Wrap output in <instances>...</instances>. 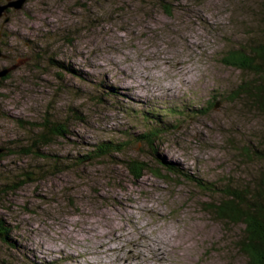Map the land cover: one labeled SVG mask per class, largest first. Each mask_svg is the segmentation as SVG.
I'll return each mask as SVG.
<instances>
[{
  "label": "rangeland",
  "instance_id": "374dc122",
  "mask_svg": "<svg viewBox=\"0 0 264 264\" xmlns=\"http://www.w3.org/2000/svg\"><path fill=\"white\" fill-rule=\"evenodd\" d=\"M258 1L24 0L18 11L10 7L8 30L0 28L8 33L0 37V70L9 69L0 76V142L11 140L13 149L0 155V183L10 185L0 196V219L13 242L0 238V264L242 261L239 226L204 210L216 194L187 174L238 184L254 169L247 154L264 140V116L230 99L244 74L221 59L248 36V12ZM201 107L207 113L191 115ZM148 112L163 124H142ZM49 115L68 134L43 149L66 156L124 132L177 128L159 133L160 158L132 141L111 161L50 171L21 148L32 134L23 119ZM128 156L149 165L170 160L183 171L161 164V174L149 166L137 176Z\"/></svg>",
  "mask_w": 264,
  "mask_h": 264
},
{
  "label": "trees",
  "instance_id": "16d2710c",
  "mask_svg": "<svg viewBox=\"0 0 264 264\" xmlns=\"http://www.w3.org/2000/svg\"><path fill=\"white\" fill-rule=\"evenodd\" d=\"M256 5H252L250 12H248L251 17V19L249 17L250 21L247 25L249 27L245 32L248 36L243 40L235 41V44L225 50L221 60L225 65L236 68L244 74L242 80L231 91L230 99L243 101L247 107L264 116V0L258 1ZM48 48L50 49L51 46L49 45ZM50 60L54 61L52 58ZM57 63L64 64L63 62ZM9 75L4 79L9 78ZM210 104L212 105L213 102H210ZM169 110L171 111L165 112V115L174 111L172 108ZM69 112L74 113V107H71ZM179 112L180 114L186 113L183 110ZM196 112L207 113V109H204V107L193 109L191 115ZM146 115L141 121L142 124L149 125V123L155 122L163 124L161 121L162 115L153 114L150 119L149 112ZM80 117V114L73 116L75 119H81ZM27 125H30L29 130L32 134L27 135V138H25L27 144L22 145L21 148L37 157L36 166L49 167L50 171L60 170L63 166L70 165L68 162H71L72 165H74L73 163L87 164L89 160L94 161L96 158L102 162L111 161L116 159L115 153L123 152L127 154L126 150H128L132 141L141 142L143 152L146 153L152 150V153L160 158L156 143L161 138L159 133L166 129L177 128V125L173 123H165L161 125L162 128L158 126L151 127L150 131L147 130L149 128L147 127L137 136H132L130 132H124V137L120 139L107 138L99 140L92 144L93 147L88 149L86 153L67 154L66 156V154L52 153L50 148L48 150L43 149L44 147H50L57 138H63L68 134L67 125L63 123L60 117L43 116L41 121L32 122L23 119V126L26 128ZM14 142L21 143L18 140ZM12 143L11 140L0 142V155L12 150ZM251 146L254 147H249L251 153L248 152L247 155H251L254 169L250 171L251 176L247 177L243 183L236 184L234 182L235 184L221 183L215 185L204 178L187 174V177L201 189H207L216 194V199L205 201L203 209L212 214L218 222L232 223L239 226L241 230L235 241V246L241 252L242 261H230L228 264H264V140L260 139L259 144ZM15 147L18 146L15 145ZM124 158L123 160L127 163L131 173L137 176H141L143 170L149 169V166H151L152 172L161 174V164L175 171L177 175L183 171L179 166L162 158L160 165L158 163L149 165L145 161L129 156ZM39 159L41 160L39 161ZM9 186V184L0 183V196L4 193L5 187ZM10 232V227L0 219V238L7 242H13Z\"/></svg>",
  "mask_w": 264,
  "mask_h": 264
},
{
  "label": "water",
  "instance_id": "95a60500",
  "mask_svg": "<svg viewBox=\"0 0 264 264\" xmlns=\"http://www.w3.org/2000/svg\"><path fill=\"white\" fill-rule=\"evenodd\" d=\"M23 2H24V0H15V1L9 0V2L6 4L0 3V16H2L4 14H8L7 8H9V7H15L17 9L21 8ZM0 56H4L1 47H0ZM8 70H9L8 68L1 69L0 70V76L6 75Z\"/></svg>",
  "mask_w": 264,
  "mask_h": 264
},
{
  "label": "flooded vegetation",
  "instance_id": "af4514ba",
  "mask_svg": "<svg viewBox=\"0 0 264 264\" xmlns=\"http://www.w3.org/2000/svg\"><path fill=\"white\" fill-rule=\"evenodd\" d=\"M9 2V0H0V3L1 4H6V3H8ZM19 9H16V11H18ZM7 11H9L8 12V15H10V12H11V8L9 7V9L7 10ZM12 14V13H11ZM7 14L5 15H3L4 17H7L8 16ZM2 16V17H3ZM11 16V15H10ZM1 18V17H0ZM5 19V18H4ZM11 22V18L9 17V19H6L5 21H3V22H1V24H0V28H6V30H8V25H9V23ZM6 33H2L1 31H0V37H2V36H4ZM6 37H8V33L5 35ZM2 42V39H0V43ZM0 47H1V45H0ZM4 54V53H3ZM11 54H12V52H11V50L9 51V52H6L5 53V57H6V60L7 59H10L11 58Z\"/></svg>",
  "mask_w": 264,
  "mask_h": 264
},
{
  "label": "bare ground",
  "instance_id": "6f19581e",
  "mask_svg": "<svg viewBox=\"0 0 264 264\" xmlns=\"http://www.w3.org/2000/svg\"><path fill=\"white\" fill-rule=\"evenodd\" d=\"M9 19V18H8ZM4 78H6V77H2L1 79H4ZM5 80V79H4ZM3 81V80H2ZM176 114V113H175ZM242 129V128H241ZM242 134V133H241ZM170 161V160H169ZM170 163H173L174 165H177V164H175L174 162H172V161H170ZM177 168V167H176ZM239 182V181H238Z\"/></svg>",
  "mask_w": 264,
  "mask_h": 264
}]
</instances>
